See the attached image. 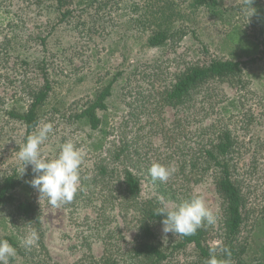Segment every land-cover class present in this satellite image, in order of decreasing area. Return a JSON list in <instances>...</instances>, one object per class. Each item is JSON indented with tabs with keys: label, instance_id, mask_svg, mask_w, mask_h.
Listing matches in <instances>:
<instances>
[{
	"label": "rangeland",
	"instance_id": "1",
	"mask_svg": "<svg viewBox=\"0 0 264 264\" xmlns=\"http://www.w3.org/2000/svg\"><path fill=\"white\" fill-rule=\"evenodd\" d=\"M191 1L0 0V179L14 171L22 172L17 153L35 131H28L9 112L27 111L32 104L30 94L42 90L47 82L51 90L39 109V121L51 123L53 131L41 146L42 157L54 158L67 140L85 152L77 192L81 193L83 183L87 187L79 201L51 208L46 200L39 202L40 194L31 189L42 211L46 249L39 245L22 247L26 259L16 252V264H74L85 256L101 257L108 233L121 231L127 241L134 239L132 214L123 217L118 209L111 210V204L100 210L104 195L109 190L116 194L120 186L117 173L123 166L106 160L103 164L117 172L107 175L100 186L88 184L97 175L96 163L122 139L132 145L131 152L136 149L139 153L131 154L137 167L130 169L140 179L142 200L155 198L176 205L163 196L161 186L178 199L202 197L216 218L214 235L222 238L223 200L212 177L187 182L179 172L178 155L187 147H198L209 133L225 126L222 107L235 98L243 106L230 126L237 141V175L247 209V221L237 242L241 247L249 246V260L258 256L261 238H255L256 244L252 241L255 224L264 216V27H254L253 23L264 19V0H225L235 7L232 25L228 26L204 13H190ZM235 26L245 30L249 40H256L260 47L253 56L256 61L245 68L247 90L212 82L200 88L189 107L163 105L161 94L197 56L203 62L251 59L241 57L242 51L226 39ZM166 28L176 32L168 45L150 49L146 39L153 31ZM181 32L186 33L183 39H179ZM114 79L107 101L109 110L106 115L100 112L108 121L104 141L75 119ZM104 142L106 146L99 152L96 145ZM154 162L175 166L167 182L154 181L149 175ZM31 167L27 166L25 173ZM7 218L0 211V238ZM184 261L185 256L176 254L168 263Z\"/></svg>",
	"mask_w": 264,
	"mask_h": 264
},
{
	"label": "trees",
	"instance_id": "2",
	"mask_svg": "<svg viewBox=\"0 0 264 264\" xmlns=\"http://www.w3.org/2000/svg\"><path fill=\"white\" fill-rule=\"evenodd\" d=\"M232 6L225 0H192L189 7L191 8L190 13H204L221 20L223 25L228 26L232 25L230 18L235 15L233 12L235 7ZM253 25L263 28L264 19L254 22ZM174 32L171 28L153 31L145 42L150 49H163L176 34ZM185 35V32H181L179 39H183ZM226 39L242 51L241 57L251 59L240 61L215 58L203 62L197 56L192 65L176 76L172 87L161 94L163 105L173 108L189 107L200 88L212 82L227 83L239 90H247L249 82L246 80L245 68L249 63L256 61L253 56L260 51L259 43L256 40H249L247 32L238 26L229 30ZM114 81L115 79L99 93L95 102L83 109L75 119L87 124L90 130L99 134L104 141L108 138V121L105 113L109 110L107 101L112 96ZM50 90L51 87L47 82L42 90L30 94L32 104L27 111L23 113L11 111L10 116L26 125L28 131L34 130L40 120L39 109L49 96ZM242 106L243 102L236 98L225 104L222 107L224 113L222 121L225 126L209 133L205 142L203 141L198 147H187L180 150L182 152L178 155L179 172L184 175L187 182L196 183L202 178L212 177L216 190L223 200L222 238L217 239L214 235V225L206 222L193 235L165 234L162 231L164 217L155 215V210L161 207L162 203L155 198L145 200L140 198V179L130 169V166L137 167L131 154L136 156L139 153L136 149L131 152L132 145L122 139L118 145L114 142V146L115 144L117 146L108 148L107 156L100 163H96L97 175L89 180L88 184L100 186L107 175L117 172L109 164L120 163V166H123V169L117 173L120 186L116 189V194L109 190V193L101 199L100 210H105L106 206L111 204V210L118 209L123 217L132 214L133 219L130 223L134 224L136 235L129 242L121 235V231L108 233L101 257L85 256L74 264H169L170 258L176 254L185 256L184 264H206L211 254H215L219 260H226L228 264H264L262 261L264 259V256L262 257L264 254V216L257 221L253 231L252 244H256V237L261 238V244L258 245L259 249L256 253L258 256L249 260V246L241 247L237 242L247 221V209L242 181L237 175V141L230 122L232 123V119L238 116ZM100 112L105 115H100ZM105 146L106 142L98 143L96 148L101 152ZM106 160L109 164H103ZM34 175L31 167L23 175L22 172L14 171L0 179V211L5 212L8 217L5 222V233L0 239L8 240L18 255L23 258H25L26 251L22 249V239L19 236L22 234L24 236V232L29 229L34 228L38 232L40 237L38 245L41 250L46 249L41 230L42 211L29 184ZM86 187V183H83L81 193L77 192L74 197V203L81 199L82 191ZM160 192L167 200L173 199L176 205L188 200L168 195V191L163 186L160 187ZM29 222H31L30 225H25ZM214 240H220L219 244L215 245ZM252 244L249 245L252 246ZM188 249H192L189 255L186 254ZM10 264H16V256L10 258Z\"/></svg>",
	"mask_w": 264,
	"mask_h": 264
},
{
	"label": "clouds",
	"instance_id": "3",
	"mask_svg": "<svg viewBox=\"0 0 264 264\" xmlns=\"http://www.w3.org/2000/svg\"><path fill=\"white\" fill-rule=\"evenodd\" d=\"M252 9H249L250 14ZM52 131L51 123L38 121L35 131L20 147L17 158L23 163L22 175L27 166H32L35 175L29 184L40 194L39 202L46 200L49 207L60 208L74 200L80 184V167L85 152L72 140H67L61 145L59 153L54 158H43L41 146L49 139ZM148 171L154 181L164 183L175 173L176 168L173 164L164 165L154 162ZM155 215L164 217L162 231L175 236L193 235L202 224L205 222L213 224L216 219L202 197H194L174 206L162 202V206L155 210ZM30 224L31 222L25 225ZM39 239L38 232L34 228L29 229L21 240V246L31 249L38 246ZM15 255L16 249L9 241L0 239V264H10V258ZM206 264H228V262L219 260L215 254H211Z\"/></svg>",
	"mask_w": 264,
	"mask_h": 264
}]
</instances>
